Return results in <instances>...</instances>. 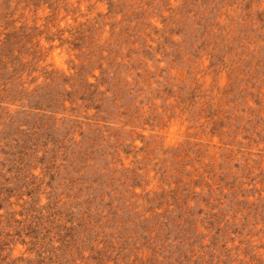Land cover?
Here are the masks:
<instances>
[{"label": "rangeland", "instance_id": "374dc122", "mask_svg": "<svg viewBox=\"0 0 264 264\" xmlns=\"http://www.w3.org/2000/svg\"><path fill=\"white\" fill-rule=\"evenodd\" d=\"M0 264H264V0H0Z\"/></svg>", "mask_w": 264, "mask_h": 264}]
</instances>
